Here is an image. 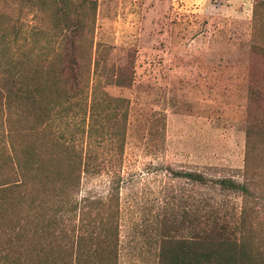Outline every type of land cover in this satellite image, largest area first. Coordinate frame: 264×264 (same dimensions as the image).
I'll return each mask as SVG.
<instances>
[{
  "label": "rangeland",
  "instance_id": "rangeland-1",
  "mask_svg": "<svg viewBox=\"0 0 264 264\" xmlns=\"http://www.w3.org/2000/svg\"><path fill=\"white\" fill-rule=\"evenodd\" d=\"M255 8L262 42L264 0L97 1L92 50L78 56L90 63V87L99 81L110 96L129 100V118L120 167L84 176L80 197L104 203L118 187L119 264H156L159 232L186 236L183 218H199L200 211H191L204 208L207 198L236 225L240 210L251 208L245 229L264 242V164L250 198L171 173L243 181L246 90L264 82V63L251 54ZM0 20L7 24L4 39L0 31V82L30 84L38 62L53 54L47 56L54 32L45 14L23 0H0ZM118 69L130 71V86L104 83ZM7 117L6 111L0 116V139ZM259 157L264 161V153Z\"/></svg>",
  "mask_w": 264,
  "mask_h": 264
},
{
  "label": "trees",
  "instance_id": "trees-1",
  "mask_svg": "<svg viewBox=\"0 0 264 264\" xmlns=\"http://www.w3.org/2000/svg\"><path fill=\"white\" fill-rule=\"evenodd\" d=\"M24 1L45 14L54 32L47 56L53 54L38 62L27 77L30 84L0 82V116L8 114L0 139V264H119L118 187L104 203L80 197L84 176L115 174L120 167L129 118V100L110 96L98 80L90 87V63L78 56L92 50L98 0ZM257 16L255 8L251 54L254 62L264 63ZM6 29L0 20L3 39ZM99 67L94 61L93 70L101 73ZM131 77L128 69H118L104 83L126 87ZM246 91L243 181L182 171L172 176L253 196V178L264 164L259 157L264 153V82L254 81ZM261 208L253 215L256 221ZM248 210H240L236 225L228 211L207 198L204 208L191 211H200L199 218H183L189 224L186 236L159 232L156 264H264L263 240L245 229Z\"/></svg>",
  "mask_w": 264,
  "mask_h": 264
}]
</instances>
